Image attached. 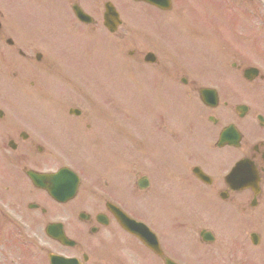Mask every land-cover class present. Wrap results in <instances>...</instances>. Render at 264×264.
Here are the masks:
<instances>
[{"label": "rangeland", "instance_id": "374dc122", "mask_svg": "<svg viewBox=\"0 0 264 264\" xmlns=\"http://www.w3.org/2000/svg\"><path fill=\"white\" fill-rule=\"evenodd\" d=\"M116 1L121 7L127 8H123V12L128 17L130 24L139 25L143 22L142 17H144L148 22L147 25L150 26L149 31L151 32H145L147 26H145L144 23H142V26L127 25L126 29L128 31L134 32V30L144 27L145 29L139 32L145 33H143V36H132L133 34L129 36V32L126 36L116 37L108 35L103 38H98V41L101 42V44H96V38H94L93 32L88 30V35H86V38L88 39L87 41L80 42L78 46V41L75 40L72 43L66 44L65 47H63V45L55 47L57 50L53 52L50 48L52 47L53 43L49 44L50 47L45 41L44 42L46 46L44 47L35 45V42L33 41V35L28 36V29L25 28L24 30L27 32V34L25 35L23 31H20L19 35L21 39L25 38L27 40L26 47L28 49L24 51H26L30 56L29 58L31 59L32 65H34L32 68H24L25 65L23 66L21 57L17 52H15L11 54L13 57L11 64L10 62H4L5 68H3V73L0 72V101L1 105L6 106L5 110L7 115L5 122L9 127L12 128L16 126L17 128L24 130L22 128H25V126L29 123L25 115L29 116L30 113H27V110L25 109H27L29 105L30 100H28V98L34 96L33 94H35L33 92L47 93V96L50 97L51 102H47L46 100H31V106H40L43 109H52L51 113H54L56 120L58 121V125L53 127L50 125L47 119L45 120V124L42 119L39 122L40 124H33L27 128L28 132H26L30 134L31 141L33 142L34 146L38 145L42 148V153H38L37 149H35L32 144L27 143L28 148H21L19 150L21 154H19L17 157H23V155L29 153L31 155V158L28 161L29 168L35 169L39 168L57 170L66 166L70 167L75 172L79 171L82 174V172H86L85 167L88 165L90 169L89 172L94 177V184H96L97 189L95 191L96 195L90 192L87 194L85 191L86 199H88V202H94L96 204L98 202L102 203L103 197L108 198L110 196L111 197L109 199L114 203H117L116 199L120 200L124 196L119 195L117 191L109 192L107 190L110 181L115 180L116 178L121 182V184L130 188L132 183H130L129 178L133 175L132 160L134 163H145L149 158L151 160L150 152V157L149 155H146V157L132 156L128 141L129 138L123 137L121 143L125 146V149L121 150L122 156L120 153H118L121 144L114 143L117 149H115V147L112 149V151L115 153L114 157L122 158V161L113 162V157L108 155L105 164H93V162L97 160V157L99 158L101 156V154L100 156L98 155L97 151L100 150L101 152V149H96V147H93L91 144L94 141L97 142V137L100 136V134V139L104 142H108V148L110 145H113L112 138H103V135L100 132V126L102 124L112 126L114 124V119H116V123L120 127V130H123L121 124L125 125L124 129H128L127 124L130 123L132 127L131 131H133L140 126L138 125V122L140 121V123L143 124L140 128L141 132L137 130V134L134 133L137 135L138 140L143 141V134H145V137L148 140H152L153 142L158 141V139L155 137V134L153 135L151 133L150 128H152L153 125L147 121V118L152 115V112L148 110L146 105L153 102V99L156 97V93L152 95V93L149 91L150 85H148L145 81L137 80V76L130 75L128 72L129 68L126 67V64L129 63L128 60L134 61L138 56L140 59L142 51L145 50L146 52L151 50L156 53L160 61L166 60L168 64L171 63L176 68L179 66L182 70H184V66L187 67L189 70V72H187L191 78L192 76L190 74L192 73V75L195 74L196 76H205L207 80L210 79L212 82L219 85L221 89L225 90L229 87L238 86V83L235 81L232 75L222 70V67L220 66V59L216 50L220 51L221 59H223L225 55L229 54L226 61L228 63H232L234 60H232V54L230 53L233 51L234 47L224 46V51H222L220 48H215L214 45L217 46L219 44L220 46V44H225L224 40H222L224 35H226L225 39H227L229 44L232 46L234 43L240 42L238 39L239 36H237L235 33V31H237L236 28L238 27V24L236 25L234 22L240 21V24L243 26L245 32L250 31L251 35H258L257 42L260 48L264 50V0H262V5L258 2V0H238L234 2L233 6L235 11L246 13L247 15L244 17H246L249 21L245 20L244 18L238 20L237 18H240L241 16L235 13L230 14L232 8L227 5L226 1L217 3L216 1L214 2V0H174L176 3V11L166 16L163 15V13H159L151 9H148L149 13L141 15L139 14L137 7L130 6L127 1ZM224 10L225 12H223ZM231 18H233V20ZM47 19L50 20L49 12L47 13ZM21 23L17 22L15 24L19 30L22 28V26H24L21 25ZM222 23L228 27V30H225L226 26L221 27ZM43 24L44 23L41 20L40 25L43 26ZM249 25H251V27ZM31 29H33V27H31ZM46 31H49V25L46 26L43 31H41L43 36L49 38V35L43 33ZM13 35L18 38L15 32H13ZM100 36L105 35L99 34L98 37ZM16 42H18V40H16ZM255 42L256 41L254 39V41H249V44L255 45ZM236 48H240V50L245 53L246 56H248V53L253 52L256 49L255 46H252L251 50L248 51V49L241 42L236 46ZM118 49L119 52L117 54L116 51ZM131 50L136 51V55L133 57H129V52H131ZM33 51L42 53V64L36 63V60L34 59L35 52ZM261 60L264 62L263 56ZM223 62L224 64L226 63L225 61ZM51 65H53V71H51V68H48ZM58 66H60V68L56 69ZM133 66L136 69V65ZM173 66L168 65L169 70L173 73L169 76V78L173 80L175 84H177L180 73L173 72ZM212 68L213 71L211 70ZM71 77L76 83L80 82L78 86L69 84V80L72 79ZM157 77L158 75L153 72V70L151 71L149 69L143 71L140 74V78H147L151 80ZM73 79L72 81H74ZM168 81L169 89H166L165 84L163 94L165 98L170 96V99H172L175 93L171 91L172 82L169 79ZM81 84L85 85L86 87L82 86ZM161 86L163 88V85ZM243 88V93L241 95L242 98L247 100L250 104H255V106L257 103L264 104V94H260L257 98H255L252 93L249 94V89L244 84ZM87 89L88 91H85ZM82 90L86 92L87 96L82 94ZM186 90H190V88ZM158 91L159 89L157 88V92ZM9 92L11 93V96H9ZM179 94L183 101V106L185 108L191 107L190 111L192 113V100L188 98V95H192L191 91H188L185 93V95L182 91H179ZM54 98L56 99L54 100ZM98 98L104 99L105 102L103 100H99ZM194 100H196L195 96ZM89 101L95 104L99 103L98 107L101 114L105 112L103 108L112 109L114 115L119 114L118 118L117 116L115 118H110L113 116L111 113L109 115V119L107 117V112L106 119H103L99 115L98 117L95 116L92 118V121L90 120V123L91 125H95L96 130L93 127L92 131L85 132L87 131L84 130L85 127L81 126L80 123L77 125L78 121L76 119L67 117V110L74 106H79L86 110V108H88L86 104H92L89 103ZM9 103L13 104L14 108L18 110L17 113L20 115L17 113H12L13 110L9 108L12 105H9ZM114 103L116 104L114 105ZM161 103L162 101L160 100L159 104ZM175 103H178L180 106L182 102L178 101ZM156 105H158V103ZM154 110L157 111V119H162V110L160 106H155ZM118 111L120 112L118 113ZM90 112L91 114H95L92 112V109ZM111 126L106 128V136L113 135L111 132ZM0 130H2V128H0ZM75 133L81 135V137H79L81 142H85V136L89 137V150L91 152L85 153L84 151L86 150L75 148L73 140L69 141V144L74 147L70 150L60 149L52 143V140L55 138ZM129 134L130 133H125L127 136H129ZM1 136L2 135L0 134V137ZM159 143H161L160 140ZM168 145L170 157L178 161L180 159L179 146L173 145L169 140ZM147 147H151V144H148ZM174 147H176V150H174ZM9 156L13 157V154H9ZM220 157V152L213 151L210 155V160L212 163H216ZM153 159H155L159 163V166H161V160L158 157L154 156ZM118 163L121 164L118 169H116ZM179 165L180 164L171 166L172 169H169V174L171 175L178 173ZM227 166V162L223 163V167L226 168ZM113 168H115L114 171ZM80 169H82V172ZM161 174L162 171L160 170L159 176H161ZM85 175V181L91 182L92 180L90 179L89 174ZM104 183H107L105 187ZM114 189L115 187H112L111 191ZM24 190L28 191L29 187ZM160 192L164 193L166 197L170 195L169 202H166L165 197L158 196L159 193L156 188L148 191L146 195L150 196L151 199L154 196V200L157 204L167 203L171 207L176 208L179 206L180 209L178 212H180V210H184L183 213L185 216H187L188 211L186 212L184 203L186 198L181 197V193L176 188L169 189V187L165 186L164 183V187L160 189ZM21 195L22 196L20 197L15 195H3L0 196V200L4 203L6 202L7 204L12 202L11 206L15 205V209H17L18 212H21V206L19 202L25 201L28 198L26 192L22 193ZM146 195H143L141 199H139L138 195L134 198L130 197L129 202L133 204L136 202L138 206H140L141 211L146 212ZM80 205H82V208H84V205L88 206L87 204ZM140 208H134L133 210L140 212ZM149 211V214L138 213L137 217L143 216L152 223L155 221L164 224L165 215L167 212L155 206H150ZM133 218H135V216ZM137 219L140 220L141 218ZM3 221L4 220H2V223ZM2 223L0 221V226H3ZM155 226L156 225L153 224L152 227L155 228ZM251 229H256V227ZM156 230L159 231L158 229ZM172 231H175V228L173 227L172 222L169 220L165 227V231L163 232L162 227L161 232L159 233L161 234L163 232V236L167 238V236L172 237ZM0 238H2L1 233ZM178 239L179 238L175 233L174 239H167V241L165 239L164 245L171 244V247L175 248V252L182 251L185 253V255H187L190 252V248L187 245H180L179 249V245H176L179 243ZM2 240L3 239H0V255L2 256V258L0 257V264H6L7 256L11 255V258H14L13 254H11L13 249L8 246H2ZM3 242L7 243L5 240H3ZM13 248L18 249L15 251L18 252L16 253L17 259L19 260L18 263L25 264L22 261L23 255L27 254L24 253V248H18L17 246H14ZM122 249L126 252L124 247H122ZM209 250L210 248L205 247L202 252L207 253ZM139 251L143 252V250L140 248ZM223 251L227 252V249H224ZM258 251L261 252L262 257H264V253L260 249L251 250L249 255L253 258L257 257L258 264H264V259L261 258V253H258ZM28 252H30V250ZM128 253L130 255V252ZM39 260H42V258ZM143 261L145 264L157 263L152 258H146ZM230 263L245 264V261L240 263H234V261H230ZM122 264L126 263L122 262ZM190 264H199V262L194 259L190 262Z\"/></svg>", "mask_w": 264, "mask_h": 264}, {"label": "flooded vegetation", "instance_id": "af4514ba", "mask_svg": "<svg viewBox=\"0 0 264 264\" xmlns=\"http://www.w3.org/2000/svg\"><path fill=\"white\" fill-rule=\"evenodd\" d=\"M43 1L53 2L57 0ZM108 3L114 5L111 0H64V7L60 8V10L66 11V9H68L72 14L74 22L69 24L73 27L72 31L75 33V36L79 35V33L84 30L87 33L89 28L92 32H105L102 26L107 11L105 9L106 4ZM171 3V7L165 12L167 14H171L174 11V0H171ZM3 4L4 0H0V6ZM74 7H78L91 19V21H88L87 23H80L77 21L73 14ZM19 19H24V17ZM29 22L30 19L27 23ZM123 26L124 24L122 22V25L115 31V33H113V35L118 36L120 34L119 31ZM13 32L17 34L18 38L13 35ZM23 32L25 35L27 34L25 30H23ZM19 33V29L14 24L6 23V18H4L3 12L0 11V50H5L7 56L9 55L7 52L15 53V51H18V53H20L22 50L21 48L26 47L27 40L25 38L21 39ZM28 36H30L29 33ZM16 40H18V42H16ZM133 54L134 53L131 52L129 55ZM137 58L138 59L135 60L136 63L141 64L139 57ZM159 64L160 61H157V64L155 62L154 65L147 66H155ZM2 67H4V64L0 61V68ZM245 68L246 67L242 65L232 63L230 70L233 72L234 76L232 77L238 83V86L229 87L225 90L221 89V93L220 91H217L218 101H216L212 107L204 104L202 98L198 96V101L202 107L197 111H192V113L190 111L191 108L184 110L179 118V122H182V124L175 125L176 130H169L166 125V123L169 122V114L168 111H165L164 109L166 104L163 103L165 99L163 94L164 84L168 83V79L174 83L169 76L165 77L163 74L169 75L171 71L169 70L168 65H163L161 67L162 71L158 69L159 72L161 74L163 72V74L161 78H155L156 88L153 89L156 91L159 101H162V104L158 105L162 110L161 116H163V119L162 123H159L157 119L155 120L156 125L153 130L155 137L161 142L160 146L164 158L160 161L161 166L154 161L150 162L147 166H145V164L139 166L137 162H133V175L129 178L130 183L132 184L129 189L135 192L140 191V193H146L154 188L159 190V188L164 187V183L166 184L168 182L167 187H169V189H172L175 186L176 188L186 189L183 182L175 179V175H173V177L168 176L166 179H161L159 177V171H162L164 168H166L169 173V163L181 164L183 169L188 170L186 171L188 177H185L184 179H186L187 182L192 181L197 183V189H200V193L204 192L201 187H205L206 194L204 196L208 198L209 201H214V199L219 196L224 197L229 204L234 205L235 208L240 210L241 215H246L247 217L258 211L261 206L264 207V104L257 103L255 106V104L247 103L245 99L243 100L241 97L244 89L243 84L248 87L249 94L251 92L255 95V98L260 94H264L256 86H253L252 88L249 87L251 83L254 84L260 82L264 84V77L257 75V77L247 81L245 79L246 77L243 76ZM182 76L183 73L179 76L178 83L174 84L177 85L178 90L180 89L179 91H182L185 95L184 89L193 85H191L187 79L182 81ZM179 84L181 85V88L178 86ZM161 85H163V88ZM157 88L159 89L158 92ZM196 89V86L192 87L194 92ZM179 91H177L173 97L176 101H182ZM240 106H244V108H239ZM91 109L92 108L88 107L85 110L79 106H74L67 110V117L76 119L78 121L77 125L80 123L81 126L85 127L84 130H87L85 132H89L93 130V127L96 129L95 125H91L90 123V120L92 121V118L95 116V114H91ZM92 112L95 113V110L92 109ZM98 115L103 119H106V111L102 114L99 111ZM5 120L6 117L4 116V112L0 109V128H2V130H0V134L2 135L0 137V146L6 143V146L9 147V145L12 144L14 152L19 149V141L23 146L27 147V143L34 146L30 139V134L26 132L27 128H22L24 130L17 128L16 126L11 128ZM52 120L54 122L52 125L53 127L58 125V121L54 114ZM110 126L111 125L105 124L100 126V132L102 133L103 138H112V143L117 141L121 143L122 134L125 131L120 130V127L117 124H113L111 126V132L113 135L106 136L105 130ZM228 126H231L239 136V140H237L235 144L231 133H228L225 137L221 136V132ZM153 130H151L152 134ZM100 136L97 137V140L98 142L103 143L104 141L100 139ZM79 137H81V135L78 133L76 135L71 134L55 138L52 140V143L60 149L69 148L71 147L69 141L77 140ZM218 138H222V140L226 139L227 142L234 145L223 144L220 148H217L215 143ZM168 140L173 145H178L180 148V159L178 161L173 158L170 160ZM190 140L193 141V144ZM128 141L131 147L132 156L146 157L150 152L151 157H153L152 151H149L143 141L137 139L136 134H130ZM85 142L86 144H89V137L85 136ZM197 142H200V145L196 146ZM197 147L199 148V151L195 150ZM34 148L37 149V145H35ZM174 150H176V147H174ZM216 150L223 153L221 155V163L227 162L229 166H227L228 169L227 167L218 168L217 163H212L210 161L211 153ZM38 151L39 149H37V152ZM0 153L1 155H5L3 154V150H1ZM225 155H228L229 160H226L224 157ZM1 160L0 173L1 175H4L5 172L2 168H5L8 176L6 178L0 177V180H17L20 171L24 173V178L26 180L27 172L30 170H33L34 172H42L25 166L21 157L10 158L9 156H6L2 157ZM239 161L244 163L239 172L240 178L237 181L230 179V182H226L227 174L235 163H238ZM114 162H117V160L114 159ZM102 164H105L104 159ZM146 168L152 172V175L144 172ZM199 174L204 175L205 178L203 177L202 179ZM197 175L200 180L197 178ZM91 180V182L87 181L84 183L83 188L84 191L96 195L95 191L97 187L96 184H94V178ZM105 185H107V183H104V187ZM117 185V179L112 180L110 181L107 190L109 192L122 190L120 187H117ZM241 185L244 187L238 189V186ZM112 187H115L113 191H111ZM139 187H143L145 190H139ZM123 195L127 196L128 193ZM198 198L202 201L201 196ZM117 201L121 203L120 200ZM107 202L111 201L103 199L100 207L99 205L94 206L93 204L92 207L87 209H81L82 205L80 204L82 203L78 204L77 207H79V209H73L71 204L60 205L59 214L53 217L63 219L65 223L63 227L65 237L74 242V245L71 247L62 245L60 242L52 241L43 235V229L52 217L48 215L46 208L34 199L30 200L27 205L21 204V212H18L17 209H15V206H9L14 212V221L11 219L12 211L8 210V213L4 216L5 223L3 224V227L0 228V233L3 234L4 239L12 245H16L17 242H23V251L24 253H27L23 255L22 259L25 264H64L58 260V257L67 260L75 259L83 264H105L107 258L110 261L109 264H116L118 261V254L116 253L117 247L110 242H104L103 238L100 237V230H106V228L110 227L111 222H113V218L107 210ZM30 203H34L39 206V208L33 210L29 209L28 205ZM86 203L88 206L91 204L88 200ZM100 214L105 216L107 220H103V222L102 220H96L97 215ZM198 217L205 218L208 217V214L202 212ZM101 222L103 227L99 226ZM261 234L262 233L259 232L260 238L258 243H260ZM83 235H85L87 239L84 244L80 241V238L84 237ZM29 250L31 251L28 252ZM13 256L14 258L9 259V263L19 264L17 254ZM50 257H52V263H50ZM40 258H42V260H39Z\"/></svg>", "mask_w": 264, "mask_h": 264}, {"label": "water", "instance_id": "95a60500", "mask_svg": "<svg viewBox=\"0 0 264 264\" xmlns=\"http://www.w3.org/2000/svg\"><path fill=\"white\" fill-rule=\"evenodd\" d=\"M76 181V179H74Z\"/></svg>", "mask_w": 264, "mask_h": 264}]
</instances>
